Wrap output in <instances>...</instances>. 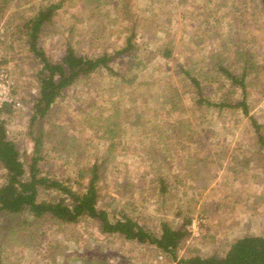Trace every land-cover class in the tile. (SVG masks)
<instances>
[{
    "label": "rangeland",
    "instance_id": "rangeland-1",
    "mask_svg": "<svg viewBox=\"0 0 264 264\" xmlns=\"http://www.w3.org/2000/svg\"><path fill=\"white\" fill-rule=\"evenodd\" d=\"M54 1L60 7L38 38L48 56L59 58L67 43L89 56L127 43L130 50L110 61L113 72L101 68L67 88L47 116L34 123L33 130L43 131L41 172L71 185L78 167L85 173L86 165L103 161L98 206L110 213L123 210L154 233L163 221L176 227L190 217L186 225L194 229L180 242L177 257L222 253L239 236L264 234V147L257 144L249 118L254 116L264 132V71L255 77L256 85L246 87L248 114L228 106H191L183 73V66L195 71L210 51L229 55L227 66L237 69L230 56L234 45L263 55L264 0H0L2 61L22 104L5 114L7 134L26 166L34 143L29 114L39 66L23 38H17L21 32L14 34L15 25L21 27L26 17ZM166 46L169 56L162 54ZM187 55L196 64L185 63ZM216 61L212 55L208 74L214 79ZM206 88L209 93L218 85ZM172 97L184 107V125L174 123ZM228 97L238 99L239 90ZM116 98L129 112L120 116L119 131L109 138L100 115L115 113ZM3 171L0 166V180ZM87 175L79 182L84 184ZM40 189L42 198L55 193ZM0 264L177 262L152 243L101 232L88 217L72 223L44 217L23 224L2 214Z\"/></svg>",
    "mask_w": 264,
    "mask_h": 264
},
{
    "label": "trees",
    "instance_id": "trees-1",
    "mask_svg": "<svg viewBox=\"0 0 264 264\" xmlns=\"http://www.w3.org/2000/svg\"><path fill=\"white\" fill-rule=\"evenodd\" d=\"M5 4L7 0H1ZM60 7V1H54L40 7L33 15H29L20 25H15L14 34L18 39L23 38L24 44L33 54V59L37 62L38 68L35 72L37 81V94L32 99L31 111L29 114V133L33 140L32 154L26 166L22 159L21 152L16 143L8 137L5 114L11 112V106L4 104L0 107V166L4 170L0 180V215H11L14 219L20 220L23 224L49 217L62 222L72 223L82 217H88L97 222L99 230L105 233L119 234L126 239H133L138 242H148L156 245L161 250L170 254L177 264H264V234H244L233 240L222 253H211L209 255L190 254L188 256L177 257L176 250L180 242L187 237L189 231L185 228L190 222V217L183 218L178 226H170L163 221L160 224L159 233H154L123 210L118 213H110L108 209L97 205L99 196L98 182L100 180V164L103 161H93L85 166V173L88 174L84 184L79 178L84 177L83 167L76 169V176L72 184H77L80 189H75L74 185L65 183L49 174L42 173L40 160L43 158V131L42 128L33 130L32 127L37 120L44 119L53 103L62 97L70 86L79 81H85L97 70L106 68L113 72L109 64L114 57L130 50L129 43L122 48L112 52H103L99 55L89 56L79 53L74 46L67 43L64 52L57 59L46 54L45 49L39 44L38 38L43 25L52 20L55 10ZM2 9V7H1ZM24 35V36H22ZM128 37V41H129ZM240 40V37L235 39ZM244 45H234L230 50L232 61L238 63L237 69L229 68V55H219L220 51L213 53L210 51L208 60L200 57V66L197 69L188 68L183 65L185 82L188 83L187 93L192 97L191 106L198 108L202 106L232 107L239 108L243 113H249V106L246 100V87L257 83V77L264 71V60H260L262 52L252 50ZM264 53V50H263ZM162 54L169 56L171 48L167 46L162 49ZM217 56L214 62L216 79L208 74L211 69V56ZM225 58L227 63H225ZM207 59V56H206ZM264 59V54L261 56ZM196 58L192 55L185 56V63L196 64ZM229 65V66H227ZM217 84L218 89L208 93V85ZM219 83V84H218ZM122 84V83H121ZM229 86L225 91L222 87ZM235 89L240 92L238 99L228 97ZM14 91V90H13ZM177 92V89H174ZM216 96V97H214ZM119 100L116 98V105L111 109L107 117L102 116L104 134L109 138L115 136L119 131L121 115L128 113L122 109ZM171 109L176 112L174 123L184 125L183 118L186 116L184 107L179 106L178 101L172 97L168 103ZM121 107V108H120ZM183 115H181V114ZM110 116V117H109ZM112 116L115 119L111 118ZM137 116L133 123H137ZM109 117V118H108ZM111 118V119H110ZM257 144L264 147V132L262 124L257 119L249 115ZM132 120V119H131ZM132 123V122H131ZM186 130L182 136H187ZM110 148V146H108ZM161 188L164 189V181L159 178ZM40 188L55 189V193L47 198L40 197Z\"/></svg>",
    "mask_w": 264,
    "mask_h": 264
},
{
    "label": "built area",
    "instance_id": "built-area-1",
    "mask_svg": "<svg viewBox=\"0 0 264 264\" xmlns=\"http://www.w3.org/2000/svg\"><path fill=\"white\" fill-rule=\"evenodd\" d=\"M3 27L0 26V39L3 38ZM3 51L0 47V107L8 104L11 107L22 106L21 102L17 99L13 91V80L8 69V66L3 63ZM188 231L194 229L193 224L186 225Z\"/></svg>",
    "mask_w": 264,
    "mask_h": 264
}]
</instances>
